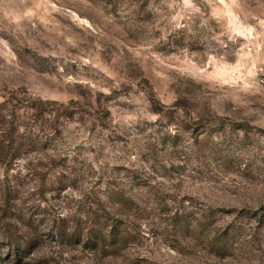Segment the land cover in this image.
Returning <instances> with one entry per match:
<instances>
[{
    "label": "rangeland",
    "instance_id": "obj_1",
    "mask_svg": "<svg viewBox=\"0 0 264 264\" xmlns=\"http://www.w3.org/2000/svg\"><path fill=\"white\" fill-rule=\"evenodd\" d=\"M0 264H264V0H0Z\"/></svg>",
    "mask_w": 264,
    "mask_h": 264
},
{
    "label": "trees",
    "instance_id": "obj_2",
    "mask_svg": "<svg viewBox=\"0 0 264 264\" xmlns=\"http://www.w3.org/2000/svg\"><path fill=\"white\" fill-rule=\"evenodd\" d=\"M110 190L107 201L102 195L96 197L93 207L95 210L93 217L95 218L91 224L83 225L77 222V224L69 226L64 223V218L58 217L57 221L55 220L56 234L71 242H82L92 248L111 250L113 253L129 246L136 235L127 223V218L132 217L137 212L138 204L133 197L126 195L124 191ZM1 237L9 247L13 248L14 253L19 255L28 249L35 248L42 235L38 233L16 236L15 233L10 232L5 227V232ZM222 248H226V245L222 244Z\"/></svg>",
    "mask_w": 264,
    "mask_h": 264
}]
</instances>
